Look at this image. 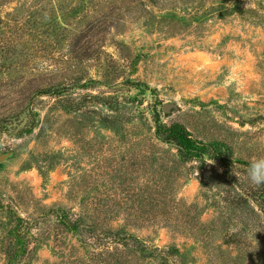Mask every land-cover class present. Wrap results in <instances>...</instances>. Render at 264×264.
<instances>
[{"label": "rangeland", "instance_id": "374dc122", "mask_svg": "<svg viewBox=\"0 0 264 264\" xmlns=\"http://www.w3.org/2000/svg\"><path fill=\"white\" fill-rule=\"evenodd\" d=\"M260 156L264 0H0V264H264Z\"/></svg>", "mask_w": 264, "mask_h": 264}, {"label": "trees", "instance_id": "16d2710c", "mask_svg": "<svg viewBox=\"0 0 264 264\" xmlns=\"http://www.w3.org/2000/svg\"><path fill=\"white\" fill-rule=\"evenodd\" d=\"M158 136L166 143L175 145L185 160H192L202 156L206 152V148L194 141L188 131L180 124H172L166 127L161 121L155 119Z\"/></svg>", "mask_w": 264, "mask_h": 264}, {"label": "clouds", "instance_id": "9594fccd", "mask_svg": "<svg viewBox=\"0 0 264 264\" xmlns=\"http://www.w3.org/2000/svg\"><path fill=\"white\" fill-rule=\"evenodd\" d=\"M246 175L251 184L264 186V156L255 157L249 161Z\"/></svg>", "mask_w": 264, "mask_h": 264}, {"label": "water", "instance_id": "95a60500", "mask_svg": "<svg viewBox=\"0 0 264 264\" xmlns=\"http://www.w3.org/2000/svg\"><path fill=\"white\" fill-rule=\"evenodd\" d=\"M169 108H170V107H169L168 105H165L163 109H164V111H167ZM2 158H3V157H0V159H2Z\"/></svg>", "mask_w": 264, "mask_h": 264}]
</instances>
